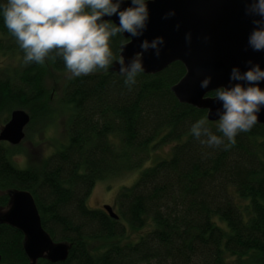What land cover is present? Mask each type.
Masks as SVG:
<instances>
[{"label":"trees","instance_id":"trees-1","mask_svg":"<svg viewBox=\"0 0 264 264\" xmlns=\"http://www.w3.org/2000/svg\"><path fill=\"white\" fill-rule=\"evenodd\" d=\"M121 39L111 41L116 59ZM1 56L9 62L0 63V115L25 110L27 132L69 112L67 145L45 159L28 158L25 168L12 162L14 146L0 142V209L13 192H29L43 229L69 247L64 261L35 264H264V125L238 134L228 151L201 145L189 129L206 110L171 91L185 73L179 61L141 73L131 89L116 63L107 73L59 80L63 61L24 65L2 20ZM208 122L215 131L216 120ZM169 143V155L146 166L152 151ZM138 167L136 181L117 196V219L86 205L97 180ZM144 228L129 239V230ZM23 243L18 228L0 221V264H28Z\"/></svg>","mask_w":264,"mask_h":264},{"label":"clouds","instance_id":"clouds-1","mask_svg":"<svg viewBox=\"0 0 264 264\" xmlns=\"http://www.w3.org/2000/svg\"><path fill=\"white\" fill-rule=\"evenodd\" d=\"M148 3L149 0H128L126 4L125 0H0V20L22 50L24 65H43L46 58H60L67 79H72L100 71L107 73L116 63L124 86L131 89L145 71L144 54L151 50L158 58L165 45L162 35L144 37L140 50L127 61L122 55L125 46L146 31L150 19ZM244 11L252 17L253 25L247 35V47L264 52V0H249ZM175 14L174 9H169L163 18ZM113 15L118 23L110 20ZM175 27L178 29L179 23ZM118 35L127 38L120 40V56L116 59L110 45ZM191 38V32L186 31L185 43L190 44ZM245 63L248 66L243 71L233 65L228 84L216 86L211 93V98L220 103L215 131L208 122L211 109L191 124V136L209 149H231L237 135L250 131L264 108V88L260 86L264 67L251 60ZM211 79V75H204L199 87L207 89Z\"/></svg>","mask_w":264,"mask_h":264},{"label":"water","instance_id":"water-1","mask_svg":"<svg viewBox=\"0 0 264 264\" xmlns=\"http://www.w3.org/2000/svg\"><path fill=\"white\" fill-rule=\"evenodd\" d=\"M127 2L125 0V4ZM247 2L249 0H149L148 27L142 37H134L125 46L122 55L127 61L134 52L140 50L141 39L162 35L165 45L160 56L157 58L151 50L144 54V73L154 74L175 61L181 62L185 73L171 87L175 98L181 103L205 109L206 112L211 109L208 120L215 121L218 119L216 109L220 103L208 94L216 86L228 84L230 68L238 65L243 71L248 66L245 63L247 60L258 62L264 67V52H254L247 47V35L253 27L252 17L244 11ZM169 9H174L176 14L164 19L163 15ZM110 20L118 23L115 15ZM177 23L180 25L178 29L175 27ZM186 31L191 32L190 44L184 40ZM204 75H211L212 78L207 89L199 87ZM260 86L264 88V82ZM29 123L28 112L20 108L13 109L0 128V142L11 146L20 144ZM257 123L264 125V108L258 114ZM103 209L110 217L118 218L112 206L103 205ZM0 221L18 228L24 234L23 249L29 259L28 264H35L42 257L50 262L66 259L68 245L54 242L43 229L29 192H13L10 205L0 214Z\"/></svg>","mask_w":264,"mask_h":264},{"label":"rangeland","instance_id":"rangeland-1","mask_svg":"<svg viewBox=\"0 0 264 264\" xmlns=\"http://www.w3.org/2000/svg\"><path fill=\"white\" fill-rule=\"evenodd\" d=\"M1 62L2 64H5L9 61L8 59L6 60L1 56L0 63ZM47 66L49 67L50 64L48 63ZM115 67L119 68V64H115ZM61 76L66 77V71L59 75V80L62 79ZM49 82H52L53 84L52 79H50ZM55 94L56 92L54 91V102L52 105L55 110H58L60 107L55 98ZM54 115L53 119H47L46 122L43 123V125L41 124L42 126L40 125V122L34 123L27 130V136L25 135L23 141L12 148L16 154H12L11 160L17 167L25 168L27 167L30 158L36 160L37 158L43 157V159H45L49 155L67 145L69 139L66 124L68 121L69 112L68 114L67 112L64 113L63 116L61 114ZM8 118V113L0 115V128ZM171 145L172 144L170 143L161 145L153 150L151 157L148 159V161L145 162L146 166L150 165L160 158L167 157L170 153ZM142 168L143 167H138L135 169L125 170L116 175L97 180L89 196L87 197L86 205L89 208L102 209L103 211V205H110L112 206L113 211L115 213H118V206L116 202L120 190L122 189V187H128L132 185L139 176ZM6 209L7 208L0 209V214L4 213ZM121 222L125 226L128 225L124 219H121ZM128 229L130 228L128 227ZM145 230L146 228L138 231L129 230L128 237L130 240H136L140 234L145 232Z\"/></svg>","mask_w":264,"mask_h":264}]
</instances>
